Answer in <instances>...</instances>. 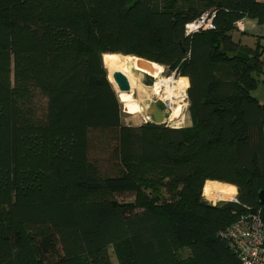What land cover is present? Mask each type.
Returning a JSON list of instances; mask_svg holds the SVG:
<instances>
[{
	"label": "trees",
	"instance_id": "obj_1",
	"mask_svg": "<svg viewBox=\"0 0 264 264\" xmlns=\"http://www.w3.org/2000/svg\"><path fill=\"white\" fill-rule=\"evenodd\" d=\"M209 10L216 28L187 34ZM246 17L263 23L264 2L0 0V264H114L112 246L119 264H243L227 231L264 220V46L234 39ZM106 53L186 76L192 125L125 124ZM218 181L234 200L204 197Z\"/></svg>",
	"mask_w": 264,
	"mask_h": 264
},
{
	"label": "bare ground",
	"instance_id": "obj_2",
	"mask_svg": "<svg viewBox=\"0 0 264 264\" xmlns=\"http://www.w3.org/2000/svg\"><path fill=\"white\" fill-rule=\"evenodd\" d=\"M103 59L105 67L109 71L108 74L110 81L113 83L118 92V85L113 78V75L116 71H121L128 77L131 83L132 91L137 90L141 97H143L145 92L137 75H149L155 81L150 91H152V93L161 100H164L167 107L171 110L170 115L167 117V121L175 122L177 119L181 118L186 96V85L183 83V81H176L171 77H164L162 65L148 61L140 62V60L135 56H125L117 53H106ZM176 89L179 90L178 93H175ZM119 97L128 113L135 114L141 111L142 107L140 105V101L133 99L129 93L119 92ZM211 185L213 184L208 183L206 185V197L208 194L207 191L209 188H211ZM213 189L215 190V188Z\"/></svg>",
	"mask_w": 264,
	"mask_h": 264
},
{
	"label": "rangeland",
	"instance_id": "obj_3",
	"mask_svg": "<svg viewBox=\"0 0 264 264\" xmlns=\"http://www.w3.org/2000/svg\"><path fill=\"white\" fill-rule=\"evenodd\" d=\"M146 60V59H145ZM163 66V65H162ZM163 76L164 77H171L173 80H180L183 81V83L186 85V96H185V101H184V109L181 118L177 119L175 122H166L165 124L173 127H187L191 126V117H190V112H189V100H188V89H187V80L184 78L186 76H182L179 73H177L176 70L174 69H169L165 66H163ZM137 77L140 79L142 88L144 90V95L141 97L137 90L131 91L130 96L137 100L140 101V105L142 107L140 112H137L135 114L128 113L126 109L124 108L123 104V122L127 125H133V126H139L147 122H153L154 119L147 114V108L152 104V103H158L162 109L165 111L166 116L168 117L171 113V110L167 107L166 103L164 100H161L159 97L154 95L150 89L153 87L155 81L145 75V74H139ZM188 78V77H187ZM176 86V83H175ZM179 90L176 89L175 93H178ZM119 93V92H118ZM183 122V123H182ZM175 124V125H174ZM220 182V181H218ZM219 187H215L214 185H211V188L207 191V197L205 196L204 192L203 195L206 199H208L212 203H222L226 201H231L234 200L237 196V191L236 193H232L231 190H233L232 187L229 185L219 183ZM214 186V187H213ZM215 188V190L213 189ZM134 196L132 195H127V196H122L120 197V200H133ZM110 253L112 256V260L114 264H119L118 256L116 253V248L114 246L111 247ZM189 252L185 253L184 255H188Z\"/></svg>",
	"mask_w": 264,
	"mask_h": 264
},
{
	"label": "built area",
	"instance_id": "obj_4",
	"mask_svg": "<svg viewBox=\"0 0 264 264\" xmlns=\"http://www.w3.org/2000/svg\"><path fill=\"white\" fill-rule=\"evenodd\" d=\"M216 12L209 10L186 26L187 34L215 29ZM240 28L239 21L236 23ZM232 247L243 264H264V220L260 213L242 216L228 231Z\"/></svg>",
	"mask_w": 264,
	"mask_h": 264
},
{
	"label": "crops",
	"instance_id": "obj_5",
	"mask_svg": "<svg viewBox=\"0 0 264 264\" xmlns=\"http://www.w3.org/2000/svg\"><path fill=\"white\" fill-rule=\"evenodd\" d=\"M260 1L264 2V0H260ZM239 26L240 28H237V30L233 32V36L235 40L253 48H255L258 43L264 46V22L261 23L257 19H251L246 17L239 20ZM263 58H264V54H263ZM254 95L259 99L261 103L264 104V74L261 77V83L259 84L258 88L254 91ZM226 185H229L230 187L233 188V190H231L232 193H236L237 188L234 185L231 184H226Z\"/></svg>",
	"mask_w": 264,
	"mask_h": 264
},
{
	"label": "water",
	"instance_id": "obj_6",
	"mask_svg": "<svg viewBox=\"0 0 264 264\" xmlns=\"http://www.w3.org/2000/svg\"><path fill=\"white\" fill-rule=\"evenodd\" d=\"M137 58L140 60V62L141 61L152 62V61L140 58V57H137ZM147 76H149V75H147ZM149 77H151V76H149ZM113 78L118 85L119 92L131 93V91H132L131 83H130L128 77L123 72L116 71L113 75ZM147 114H148V116H150L154 119L153 123H155V124L160 125V124H165L167 122V116H166L165 111L156 102L152 103L147 108ZM258 199H259V202L264 205V189L260 190L259 195H258Z\"/></svg>",
	"mask_w": 264,
	"mask_h": 264
}]
</instances>
